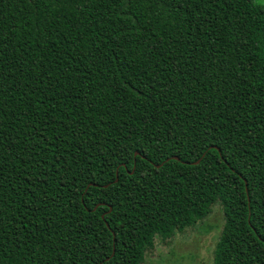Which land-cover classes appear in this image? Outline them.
Returning <instances> with one entry per match:
<instances>
[{
	"label": "trees",
	"instance_id": "1",
	"mask_svg": "<svg viewBox=\"0 0 264 264\" xmlns=\"http://www.w3.org/2000/svg\"><path fill=\"white\" fill-rule=\"evenodd\" d=\"M215 206L211 264H264V5L0 0V264H145Z\"/></svg>",
	"mask_w": 264,
	"mask_h": 264
},
{
	"label": "rangeland",
	"instance_id": "2",
	"mask_svg": "<svg viewBox=\"0 0 264 264\" xmlns=\"http://www.w3.org/2000/svg\"><path fill=\"white\" fill-rule=\"evenodd\" d=\"M254 1L264 5V0ZM221 226L222 211L215 206L196 230L176 234L169 244H157L145 264H211Z\"/></svg>",
	"mask_w": 264,
	"mask_h": 264
},
{
	"label": "water",
	"instance_id": "3",
	"mask_svg": "<svg viewBox=\"0 0 264 264\" xmlns=\"http://www.w3.org/2000/svg\"><path fill=\"white\" fill-rule=\"evenodd\" d=\"M113 252H114V250H113Z\"/></svg>",
	"mask_w": 264,
	"mask_h": 264
}]
</instances>
